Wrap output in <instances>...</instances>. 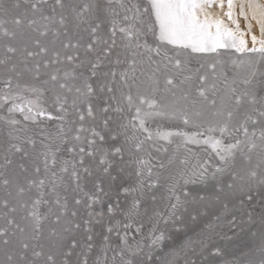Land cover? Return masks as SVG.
<instances>
[{"label":"snow or ice","instance_id":"1","mask_svg":"<svg viewBox=\"0 0 264 264\" xmlns=\"http://www.w3.org/2000/svg\"><path fill=\"white\" fill-rule=\"evenodd\" d=\"M0 264H264V0H0Z\"/></svg>","mask_w":264,"mask_h":264},{"label":"rangeland","instance_id":"2","mask_svg":"<svg viewBox=\"0 0 264 264\" xmlns=\"http://www.w3.org/2000/svg\"><path fill=\"white\" fill-rule=\"evenodd\" d=\"M216 10H219V9H216ZM241 28L244 29V30L247 29V21L244 20V25ZM257 35H258V29H257Z\"/></svg>","mask_w":264,"mask_h":264},{"label":"bare ground","instance_id":"3","mask_svg":"<svg viewBox=\"0 0 264 264\" xmlns=\"http://www.w3.org/2000/svg\"><path fill=\"white\" fill-rule=\"evenodd\" d=\"M227 9H226V7H225V9H224V11H226ZM216 11H219V10H216ZM238 11V10H237ZM240 19V21H241V27L244 25V19H243V17H240L239 18Z\"/></svg>","mask_w":264,"mask_h":264}]
</instances>
